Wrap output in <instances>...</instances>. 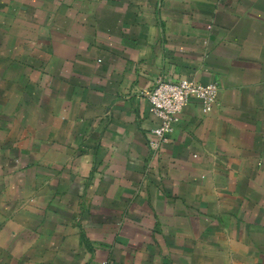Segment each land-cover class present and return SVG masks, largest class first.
I'll list each match as a JSON object with an SVG mask.
<instances>
[{"label": "crops", "instance_id": "0c3cea01", "mask_svg": "<svg viewBox=\"0 0 264 264\" xmlns=\"http://www.w3.org/2000/svg\"><path fill=\"white\" fill-rule=\"evenodd\" d=\"M0 264H264V0H0Z\"/></svg>", "mask_w": 264, "mask_h": 264}, {"label": "built area", "instance_id": "2783aa9c", "mask_svg": "<svg viewBox=\"0 0 264 264\" xmlns=\"http://www.w3.org/2000/svg\"><path fill=\"white\" fill-rule=\"evenodd\" d=\"M218 91L216 82L203 84L188 79L172 81L159 78L147 93L150 111L160 120L159 126L152 130L151 146L158 148L168 141L191 98L200 99L205 109L210 111L217 102Z\"/></svg>", "mask_w": 264, "mask_h": 264}]
</instances>
